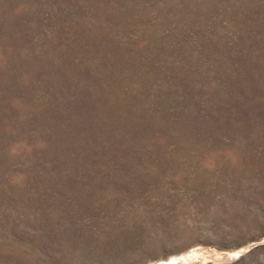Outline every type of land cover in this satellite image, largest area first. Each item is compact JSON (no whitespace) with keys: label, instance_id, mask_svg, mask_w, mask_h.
<instances>
[{"label":"rangeland","instance_id":"rangeland-1","mask_svg":"<svg viewBox=\"0 0 264 264\" xmlns=\"http://www.w3.org/2000/svg\"><path fill=\"white\" fill-rule=\"evenodd\" d=\"M0 264H264V0H0Z\"/></svg>","mask_w":264,"mask_h":264}]
</instances>
